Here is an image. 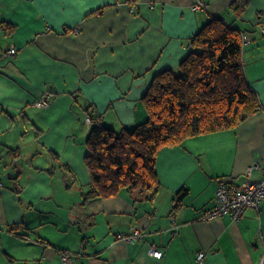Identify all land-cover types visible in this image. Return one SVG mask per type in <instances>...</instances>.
<instances>
[{
    "label": "crops",
    "instance_id": "crops-1",
    "mask_svg": "<svg viewBox=\"0 0 264 264\" xmlns=\"http://www.w3.org/2000/svg\"><path fill=\"white\" fill-rule=\"evenodd\" d=\"M195 1L0 0V264H264V199L239 220L206 218L219 179H241L264 160V0L240 17L234 0H207L203 10ZM213 17L251 36L244 69L261 109L161 149L154 195L122 189L83 204L89 114L114 130L146 121L153 78L179 70ZM45 93L50 104L38 107ZM135 228L142 239L117 238Z\"/></svg>",
    "mask_w": 264,
    "mask_h": 264
},
{
    "label": "trees",
    "instance_id": "trees-1",
    "mask_svg": "<svg viewBox=\"0 0 264 264\" xmlns=\"http://www.w3.org/2000/svg\"><path fill=\"white\" fill-rule=\"evenodd\" d=\"M249 1L232 2L238 17ZM242 35L221 17L210 19L191 38V51L179 70L166 69L153 78L143 97L148 118L135 127L114 130L100 124V115L89 114L94 125L85 162L91 181L83 204L116 196L122 189L141 197L154 195L161 186L156 171L161 149L235 128L261 109L245 74Z\"/></svg>",
    "mask_w": 264,
    "mask_h": 264
},
{
    "label": "built area",
    "instance_id": "built-area-1",
    "mask_svg": "<svg viewBox=\"0 0 264 264\" xmlns=\"http://www.w3.org/2000/svg\"><path fill=\"white\" fill-rule=\"evenodd\" d=\"M133 1V0H125ZM207 7V0H196L192 8L194 10H203ZM243 48L251 43L252 38L249 34L242 35ZM16 48H11L9 54L15 55ZM51 95L45 93L35 103L38 107H47L50 104ZM258 174H255V173ZM5 189L2 172L0 171V196ZM264 199V160L252 164L241 179H219L216 191L215 204L207 212L206 218H220L229 214L234 220H239L247 209L253 208L260 210L261 202ZM117 238L125 241H135L143 238L142 231L135 228L131 233H118ZM149 253L157 258L164 257V250L154 245L149 248ZM205 256L204 252L198 254V261H202ZM62 260L66 263L71 261L69 252L62 253Z\"/></svg>",
    "mask_w": 264,
    "mask_h": 264
}]
</instances>
